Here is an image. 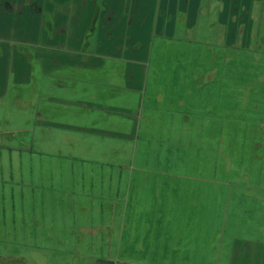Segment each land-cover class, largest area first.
<instances>
[{
    "label": "rangeland",
    "instance_id": "374dc122",
    "mask_svg": "<svg viewBox=\"0 0 264 264\" xmlns=\"http://www.w3.org/2000/svg\"><path fill=\"white\" fill-rule=\"evenodd\" d=\"M195 1L165 36L183 44L102 45L129 63L106 61L81 79L96 135L58 139L49 154L31 132L45 142L48 121L36 125L29 107L17 118L5 109L0 264L260 263L261 251L239 244L264 241V204L237 193L253 196L258 185L264 200V0H225L223 9ZM185 17L196 23L190 33ZM147 63L144 99L160 102L157 115L148 103L139 115L122 82L127 68L139 86Z\"/></svg>",
    "mask_w": 264,
    "mask_h": 264
},
{
    "label": "crops",
    "instance_id": "0c3cea01",
    "mask_svg": "<svg viewBox=\"0 0 264 264\" xmlns=\"http://www.w3.org/2000/svg\"><path fill=\"white\" fill-rule=\"evenodd\" d=\"M214 2L218 7L221 6L220 9L228 7L225 0ZM195 3V0H0V120L8 116L5 111L7 108H14L12 114L15 118L20 116L16 109L19 106L35 109L33 112L35 124H39L40 118L46 119L49 129L45 142L39 141L37 129L32 130V142L34 144L37 141L35 145L37 147L41 145L39 150H47L49 154L51 151L56 153L54 149L57 147L61 148L62 144L58 139L73 137V140L79 142L80 139H87L83 135L85 131L96 135L98 132L91 126L93 122L89 116L93 108L86 103L87 99L89 102L93 100L86 92V80L81 79L101 72L106 61L121 63L124 66L129 63L116 51L101 52L102 45L129 43L152 45L159 40L183 44L182 40L171 41L172 37L166 38L167 29L174 25L175 33V24L180 23L176 22V11L183 15L182 7L195 6ZM171 12L174 14L169 17ZM184 20L183 30L190 33L196 27V23H192L193 25L189 23L191 17ZM147 65L146 71L143 68L145 72L140 75L144 82L137 78L139 86L132 85L133 80L127 77V68L122 82L125 92L136 96L135 104L139 115L144 113L145 103L150 104L148 110L154 111L157 115L163 111L158 105L160 102H152V97L144 99L147 75L151 69L150 63ZM105 109L109 111L108 109L116 108L107 105ZM189 116L187 119L194 115ZM2 121L6 122L5 119ZM70 124L77 127L72 131H61L70 128ZM69 132L75 135L72 136ZM31 150L33 151L32 147ZM67 150L74 152L69 147ZM88 167L93 169L91 165ZM102 170L105 168L100 169ZM105 179L109 180L111 177L106 176ZM102 180L101 175L98 180L100 186ZM106 186L108 185L104 187ZM257 186H253L256 189L253 190L255 191L253 196L248 192L236 195L241 197L244 194L246 199L254 197L256 203L264 204L261 192L257 193L259 190ZM252 211L254 217L263 212L259 206ZM240 242L242 243L239 245H242L245 251L247 248L249 251L252 246L261 251L259 264H264L263 240L254 238L253 241Z\"/></svg>",
    "mask_w": 264,
    "mask_h": 264
},
{
    "label": "trees",
    "instance_id": "16d2710c",
    "mask_svg": "<svg viewBox=\"0 0 264 264\" xmlns=\"http://www.w3.org/2000/svg\"><path fill=\"white\" fill-rule=\"evenodd\" d=\"M226 49H229V48H226Z\"/></svg>",
    "mask_w": 264,
    "mask_h": 264
}]
</instances>
